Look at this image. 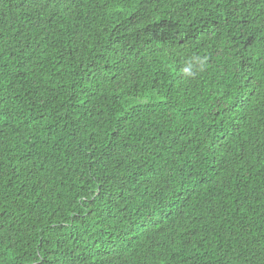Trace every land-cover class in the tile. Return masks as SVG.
I'll return each mask as SVG.
<instances>
[{"label":"trees","instance_id":"trees-1","mask_svg":"<svg viewBox=\"0 0 264 264\" xmlns=\"http://www.w3.org/2000/svg\"><path fill=\"white\" fill-rule=\"evenodd\" d=\"M0 264H264V0H0Z\"/></svg>","mask_w":264,"mask_h":264},{"label":"clouds","instance_id":"clouds-1","mask_svg":"<svg viewBox=\"0 0 264 264\" xmlns=\"http://www.w3.org/2000/svg\"><path fill=\"white\" fill-rule=\"evenodd\" d=\"M205 66V58L195 57L186 64V66L182 69V72L186 77H192L194 68L202 71Z\"/></svg>","mask_w":264,"mask_h":264}]
</instances>
